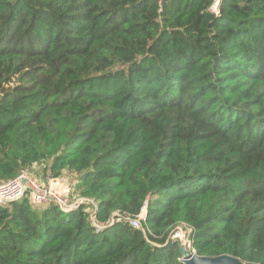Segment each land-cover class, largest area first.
<instances>
[{"label":"trees","instance_id":"16d2710c","mask_svg":"<svg viewBox=\"0 0 264 264\" xmlns=\"http://www.w3.org/2000/svg\"><path fill=\"white\" fill-rule=\"evenodd\" d=\"M211 4L0 0V183L74 176L101 226L0 204V264H183L181 225L264 264V0Z\"/></svg>","mask_w":264,"mask_h":264},{"label":"built area","instance_id":"2783aa9c","mask_svg":"<svg viewBox=\"0 0 264 264\" xmlns=\"http://www.w3.org/2000/svg\"><path fill=\"white\" fill-rule=\"evenodd\" d=\"M157 1L160 5L164 0ZM220 2L221 0H212V4L209 8L211 13L217 14ZM22 177L28 180L29 189L20 183L19 179ZM47 181V185L40 184L29 177L27 172H23L13 180L0 183V203L15 202L27 196L29 203L34 208H42L49 204H54L64 213L78 210L81 207H86V205H91L94 210L92 213L90 212L91 214H88L90 221L97 230L101 229V226L95 222L96 206L94 201L85 197H75L73 200L71 199V191L75 184L73 180H70V178H47ZM145 216L146 211L142 209L136 217L132 219L126 218L125 220L132 228L141 229V222L144 221ZM189 233L190 229L187 228L186 225H181L174 229L172 238L179 240L181 245L190 249V243L188 242Z\"/></svg>","mask_w":264,"mask_h":264},{"label":"water","instance_id":"95a60500","mask_svg":"<svg viewBox=\"0 0 264 264\" xmlns=\"http://www.w3.org/2000/svg\"><path fill=\"white\" fill-rule=\"evenodd\" d=\"M19 181H20V183L25 185L27 189H29V187H28L29 183H28V180L26 178L22 177L19 179ZM11 203L12 202L4 203V204L0 203V204L8 205ZM180 250H181V254H182L180 261L183 264H249V263H243L236 258L226 256V255H222L219 257H213V258L199 257L195 253L189 252L188 249L184 245H181Z\"/></svg>","mask_w":264,"mask_h":264},{"label":"rangeland","instance_id":"374dc122","mask_svg":"<svg viewBox=\"0 0 264 264\" xmlns=\"http://www.w3.org/2000/svg\"><path fill=\"white\" fill-rule=\"evenodd\" d=\"M27 174H28L29 177L33 178L34 180H36L40 184H43V185H47L48 184L46 176L45 177L43 176L44 173L42 171V168L33 167L30 171H28ZM65 178H70V180H73L74 183H75V179L76 178H74V176H71V175L65 173V174H63L61 179H65ZM75 197H82V196L79 195V193L75 192L74 188H73L72 191H71V199L73 200ZM95 206H96V204H95ZM84 210L86 211L87 214H91L93 212L94 208H92L91 205H86ZM112 221L113 220H111V222ZM181 229L183 230L182 227H181Z\"/></svg>","mask_w":264,"mask_h":264}]
</instances>
